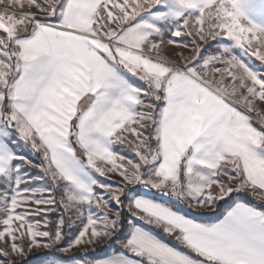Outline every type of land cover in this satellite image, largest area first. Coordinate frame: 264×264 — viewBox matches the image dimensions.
<instances>
[{"label":"snow or ice","instance_id":"obj_1","mask_svg":"<svg viewBox=\"0 0 264 264\" xmlns=\"http://www.w3.org/2000/svg\"><path fill=\"white\" fill-rule=\"evenodd\" d=\"M0 5V264L39 248L41 264H71L113 238L138 259L87 264H264V0ZM15 138L49 187L27 186L41 177ZM125 142L138 159L114 150ZM125 209L143 223L120 240Z\"/></svg>","mask_w":264,"mask_h":264},{"label":"rangeland","instance_id":"obj_2","mask_svg":"<svg viewBox=\"0 0 264 264\" xmlns=\"http://www.w3.org/2000/svg\"><path fill=\"white\" fill-rule=\"evenodd\" d=\"M12 11H14V9H11ZM5 11V7L2 8V5H0V13H3ZM257 21L260 23H264V17H260L257 16L256 17ZM169 38V34L166 33L165 34V39ZM174 39H183L187 44L191 43V38L190 37H183V38H174ZM226 39V37H225ZM204 47H206L208 49V51H213L215 49V42H209L208 45H205ZM183 52V54L185 56H190L191 55V50L189 47H186L184 49H180L178 47H176L175 45H169L166 49L165 54L167 56H169L171 59H176L177 56ZM128 78L130 79V82H132L135 86H139V87H146V85L144 84L143 81H140L138 78L136 77H132L131 74H127ZM254 126L259 127V125L256 123V121H253ZM17 139L15 138L12 141V147L13 149L20 155H23L27 160H29L31 162L32 165H35V167H31V166H25L23 171L31 176H39L41 177V179L32 182L30 185L27 186H38V187H49L50 186V182L48 181V179L46 177H44L43 172L40 170V165L42 163V157L40 156V154L35 153L30 146H26L23 144V142H19L17 143ZM133 145L128 144L127 142H125V144L123 145H117L115 147V151L119 154L124 155L127 158H131V159H138L135 157L134 152L132 151ZM98 176V174H96ZM99 179L105 183H115V182H120L121 178L118 175H112L109 174L108 177H99ZM4 186L2 184H0V189H2ZM47 195V193L45 194ZM57 199H59V196H57ZM62 211V209H59L56 212L50 213V217L52 220H56V218L59 216L60 212ZM93 211H95V209L93 208ZM125 213H126V209H125ZM85 215H87V212H85ZM111 215V214H110ZM39 217H29V219H38ZM129 218V217H128ZM130 219V218H129ZM127 219V221L129 220ZM133 222L135 223H140L139 221H136V219H132ZM79 227V225H77V228ZM77 228H73L71 230V232L65 237V241L64 244L66 245L68 240H70L72 238L73 235H75ZM65 232H68V229H65ZM3 242L0 241V244H2ZM109 243V240H105L102 243L99 244H95V245H88V246H82L76 249H73L72 253H76V252H83V251H92L94 249H99L101 248L103 245H106ZM63 246V245H62ZM119 247H121L120 243L117 242L116 245L114 246H109V251L113 250V249H119ZM50 250L48 249H44V248H39V249H33L32 252L28 253L27 257H13L14 259L17 260L18 264H20V262L25 263L26 261H28L29 259H31V262L29 264H41V260L43 257L48 256L49 255ZM52 253L55 256H60L61 254L58 252H55L54 250H52ZM40 254V255H39ZM0 259H3V257H0ZM73 261V260H72ZM76 261V260H74Z\"/></svg>","mask_w":264,"mask_h":264},{"label":"trees","instance_id":"obj_3","mask_svg":"<svg viewBox=\"0 0 264 264\" xmlns=\"http://www.w3.org/2000/svg\"><path fill=\"white\" fill-rule=\"evenodd\" d=\"M224 206H221L219 211L216 212V213H208L206 214L202 219L203 220H206L208 218H210L211 216L213 215H218L219 213H221L223 210H224ZM135 219L134 217H130V215L127 213V210H126V213L124 214V217L121 221V225H122V230L120 233H118L117 235L119 236L120 240H123L125 235H126V232L128 231L129 229V226H128V223H127V219ZM141 224L143 222H140ZM147 228L148 226L145 225ZM154 233H156L159 238L161 239H164L163 236H160L158 231L153 229L152 230ZM117 239L116 238H113L112 240H109V243L106 244V245H103L101 248L99 249H94L92 251H83V252H76V253H71V255L74 257L73 260H82V261H89L90 259H93V258H98V257H102L103 255L107 254L109 252V246H114L117 244ZM170 245L173 243L171 240H168L167 241ZM125 250V249H124ZM40 255V254H39ZM134 257V256H133ZM135 259H138L136 257H134ZM31 262V259H29L28 261H26L25 263L23 264H29Z\"/></svg>","mask_w":264,"mask_h":264},{"label":"crops","instance_id":"obj_4","mask_svg":"<svg viewBox=\"0 0 264 264\" xmlns=\"http://www.w3.org/2000/svg\"><path fill=\"white\" fill-rule=\"evenodd\" d=\"M4 7H5V5H2V8H4ZM224 210L221 213H219L218 215H216V216L213 215V216H211L210 218H208V219H206L204 221L210 222V223L211 222H218V219L221 217V215L224 212ZM139 224H141V223H139ZM144 227L147 229V227L145 225H144ZM128 233H129V229L126 232V235H125L123 240H126L128 238ZM119 253H123L124 255L128 256L130 259H135L131 253H128L122 247H119V249H113V250L109 251L107 254L103 255L102 257L93 258V259H90L89 261L105 259V258H108V257L112 256L113 254H119ZM84 262H85V264H87L88 261H84ZM71 264H76V261L73 260L71 262Z\"/></svg>","mask_w":264,"mask_h":264},{"label":"built area","instance_id":"obj_5","mask_svg":"<svg viewBox=\"0 0 264 264\" xmlns=\"http://www.w3.org/2000/svg\"><path fill=\"white\" fill-rule=\"evenodd\" d=\"M8 11H12L11 9H8Z\"/></svg>","mask_w":264,"mask_h":264}]
</instances>
